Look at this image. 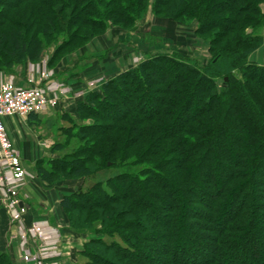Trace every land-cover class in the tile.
I'll use <instances>...</instances> for the list:
<instances>
[{"label":"trees","instance_id":"1","mask_svg":"<svg viewBox=\"0 0 264 264\" xmlns=\"http://www.w3.org/2000/svg\"><path fill=\"white\" fill-rule=\"evenodd\" d=\"M263 5L0 0V70L39 62L51 43L52 68L147 11L207 46L206 64L148 54L79 97L74 113L92 123L66 130L48 168L36 164L49 185L94 180L59 202L69 228L88 236L81 264H264V65L252 61L264 44ZM0 264H11L5 254Z\"/></svg>","mask_w":264,"mask_h":264},{"label":"rangeland","instance_id":"2","mask_svg":"<svg viewBox=\"0 0 264 264\" xmlns=\"http://www.w3.org/2000/svg\"><path fill=\"white\" fill-rule=\"evenodd\" d=\"M262 10L264 12V5ZM22 14L23 8L20 9V13H15L13 16L20 18ZM262 35L264 38V31ZM54 46L52 43L49 44L37 63H27L24 66L13 67L11 70H0V84L24 80L27 74L46 70L59 73L67 83L70 81L81 83L83 90L79 91V96L82 97L88 91L96 90L104 81L121 71L135 67L148 54H169L176 51L200 64H206L209 60L206 44L193 36L192 29L167 21H158L150 11H147L131 30L109 27L91 41L84 42L67 52L59 59L56 66L48 68ZM252 61L264 65V44L252 56ZM90 83L94 85L91 88L88 86ZM68 84L67 86L73 87L70 83ZM79 96L74 98V102ZM73 106L74 104L66 108H61V106L57 110L41 115L37 123H33L32 126L28 124V118L16 117L17 127L11 131V136L15 138V144H13L20 153L27 176L32 178L36 184L42 183L53 197H63L79 190H85L94 181L79 179L49 185L41 182L36 176L35 169L38 162L41 163L42 168H48V162L58 157V154L51 155L50 151L55 143L63 141L67 129L75 125L81 127L92 123L90 120L80 122L74 113ZM35 188L38 194L42 193L38 191L37 185ZM85 235L84 232L75 231L69 236L71 242L75 245L78 243L79 246L80 239H85ZM79 250L81 251V247ZM76 264H81L79 258Z\"/></svg>","mask_w":264,"mask_h":264},{"label":"built area","instance_id":"3","mask_svg":"<svg viewBox=\"0 0 264 264\" xmlns=\"http://www.w3.org/2000/svg\"><path fill=\"white\" fill-rule=\"evenodd\" d=\"M23 82L24 86L14 81L0 84V209L8 215L9 244L15 239L19 242L18 257L22 264H60V253L55 251L44 226L27 220L28 210L20 194L26 172L3 121L44 115L79 93L46 70L27 74Z\"/></svg>","mask_w":264,"mask_h":264},{"label":"crops","instance_id":"4","mask_svg":"<svg viewBox=\"0 0 264 264\" xmlns=\"http://www.w3.org/2000/svg\"><path fill=\"white\" fill-rule=\"evenodd\" d=\"M58 78L59 80L62 79V77ZM14 82L16 85L24 86L23 80ZM68 83L76 86L77 91L75 92L77 93L83 90L81 83L78 81H70ZM80 87H82V89ZM74 103V99H69L61 105V108H66L73 105ZM3 122L8 137H10L12 143H14L15 138L11 136V131L17 127V119H4ZM28 174L31 175V172L28 171ZM36 185L39 188L38 191H42L43 194H38L37 191H35ZM20 194L22 195V200L28 210L27 220L29 222H36L44 226L48 235V239H51V241L54 243L53 245L56 246L55 251L60 253V264H76L78 257L77 254L80 252L79 249L80 247L82 248L87 236L85 235V239L83 240L80 239L79 246L77 243L78 241L76 242L77 245H75L74 242H71L69 235L75 231L69 228L68 223L66 222L65 217L59 207L61 197H53L51 192H47V188H45L42 183L38 182L36 184L32 178L27 176V173L24 181L21 184ZM8 225V215L2 209H0V253L5 254L11 264H22L20 258L18 257L19 242L15 239L11 241V244H9L10 233L8 230Z\"/></svg>","mask_w":264,"mask_h":264}]
</instances>
